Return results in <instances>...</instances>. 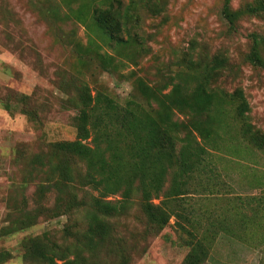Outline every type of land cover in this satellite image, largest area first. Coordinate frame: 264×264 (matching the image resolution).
Instances as JSON below:
<instances>
[{"label":"rangeland","instance_id":"rangeland-1","mask_svg":"<svg viewBox=\"0 0 264 264\" xmlns=\"http://www.w3.org/2000/svg\"><path fill=\"white\" fill-rule=\"evenodd\" d=\"M224 1L0 0V97L30 98L28 107L18 99L10 100L9 111L0 105V264H24L25 240L50 237L61 243L64 229L73 224L64 216L41 219L10 236L4 231L15 204L9 187L21 179L14 161L16 148L30 155L50 143L76 139L77 77L93 95L102 92L125 104L138 96L139 79L161 89L174 81L185 61L224 58L228 64L212 82L213 88L227 94L243 91L249 105L247 122L264 133V69L248 61L252 36L264 37V17L245 16L231 29L222 17ZM249 4L253 0H232L231 6L242 11ZM82 7L90 11L89 24L95 9L120 10L123 38L131 35L138 44L126 49L105 46L76 19ZM90 38L104 48L102 54L117 59V70L104 68L88 53ZM131 54L134 62L126 61ZM227 110L228 126L216 141L208 146L199 139L206 149L205 162L192 183L193 195L187 197L194 211L189 222L172 218L158 231L150 227L135 197L133 210L113 221L119 246L108 256L104 251L97 264H185L192 247L202 240L209 248L204 264H264V151L243 139L234 106ZM176 120L188 121L181 114ZM17 197L16 205L23 207L22 195ZM3 253L11 258L3 261Z\"/></svg>","mask_w":264,"mask_h":264},{"label":"trees","instance_id":"trees-1","mask_svg":"<svg viewBox=\"0 0 264 264\" xmlns=\"http://www.w3.org/2000/svg\"><path fill=\"white\" fill-rule=\"evenodd\" d=\"M231 3L225 0L222 9L231 29L245 16L264 17V0H253L242 11H234ZM89 14V9L82 7L75 17L105 46L115 44L126 49L138 44L131 35L123 38L120 10L95 9L92 24L87 23ZM88 46V53L95 55L104 68L118 69L117 59L102 54L104 48L95 40L90 38ZM263 48L264 37L253 35L248 61L264 69ZM125 59L134 62V55ZM227 64L224 58L209 63L185 61L174 81L161 89L139 79L138 96L125 104L102 92L93 95L80 77L73 79L78 113L76 139L50 143L30 155L21 147L15 150L21 179L9 187L8 195L15 204L7 214L5 234L33 227L41 219L66 216L73 222L64 229L61 243L50 237L25 240L24 264H97L104 251L107 254L119 246L113 221L133 210L135 197L150 227L158 231L172 218L189 222V214L194 215V211L187 197L193 195L192 183L205 162L206 149L199 139L208 146L216 141L219 131L228 126L229 105L234 106L243 139L264 151V133L254 131L247 122L249 105L243 91L227 94L212 86ZM170 86V92L165 93ZM11 99H18L25 107L30 105L29 97L8 94L0 97V105L7 111ZM177 114L188 121L176 120ZM168 178L170 187L165 190ZM17 195H22L23 207L16 205ZM114 196L120 199L110 200ZM205 244L204 240L197 242L185 264H204L209 258ZM8 258L10 253L1 255L3 261Z\"/></svg>","mask_w":264,"mask_h":264}]
</instances>
